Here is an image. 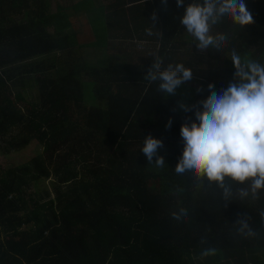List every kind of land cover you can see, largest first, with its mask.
Returning <instances> with one entry per match:
<instances>
[{
  "label": "trees",
  "instance_id": "trees-1",
  "mask_svg": "<svg viewBox=\"0 0 264 264\" xmlns=\"http://www.w3.org/2000/svg\"><path fill=\"white\" fill-rule=\"evenodd\" d=\"M52 2L0 0V151L35 144L25 161L0 164V264H264V190L241 201L247 185L227 181L225 201L219 187L174 170L181 126L196 119L180 107L184 96L195 88L190 105L202 108L209 84L219 93L235 82L233 49L264 64V0H245L254 22L243 30L227 19L215 26L225 46L207 54L185 47L194 41L180 18L193 0H79L51 12ZM89 31L95 42L81 44ZM76 44L106 57L86 61ZM157 59L195 78L165 97L144 79ZM148 135L163 141V169L141 151ZM181 208L187 217L174 220ZM241 218L257 237L239 235Z\"/></svg>",
  "mask_w": 264,
  "mask_h": 264
},
{
  "label": "clouds",
  "instance_id": "clouds-1",
  "mask_svg": "<svg viewBox=\"0 0 264 264\" xmlns=\"http://www.w3.org/2000/svg\"><path fill=\"white\" fill-rule=\"evenodd\" d=\"M167 5V0H162ZM177 7H184V0H176ZM157 15L152 16L155 26ZM230 20L239 29L254 22L245 0H193L185 7L180 24L196 42L201 52L208 49L222 51L226 37L214 34L213 28ZM147 35H153L146 30ZM229 58L236 69L234 81L226 89L218 93L214 85L209 84V95L201 101V107L187 105L180 107L189 112L195 108L196 119L190 124L186 121L181 126V138L184 141L182 157L175 167V173L183 176L191 173L200 180H207L222 189V198L229 201L233 198L232 185H247L238 190L241 201L251 197L258 200L264 190V64L242 57L235 49ZM193 70L184 63L164 66L163 59L154 60L144 79L157 85V91L174 95L177 88L191 80ZM202 91V89H198ZM170 118L166 127H171ZM163 141L152 135L144 137L141 151L157 169L166 165L165 158L158 155ZM264 219V210L260 213ZM188 215L187 209L181 208L173 212L174 220L180 221ZM236 231L244 238H255L258 232L248 223L246 218L235 222ZM215 248H205L201 255H215Z\"/></svg>",
  "mask_w": 264,
  "mask_h": 264
},
{
  "label": "rangeland",
  "instance_id": "rangeland-1",
  "mask_svg": "<svg viewBox=\"0 0 264 264\" xmlns=\"http://www.w3.org/2000/svg\"><path fill=\"white\" fill-rule=\"evenodd\" d=\"M78 1L79 0H53V2L49 6V10L51 12H55L57 10V4H59L61 6H68L69 4L77 3ZM96 1H97V3H100L103 6L109 2V0H96ZM70 13H69V15L71 17H74V14L72 13V11H70ZM82 23H85L84 19H81V24ZM73 24L77 26L79 24V21L75 20V22ZM88 33L91 37L86 36V35H82L81 40H83V41L82 42L79 41L81 44L82 43H88V42L90 43L91 41L95 42L93 32L89 31ZM77 46H78V44H76V46H74V48H73L74 50H76L77 56H81V58L86 59V61H88V60L89 61H92V60L95 61L94 58H105L106 57L105 54H100V55L98 54L99 53L98 48L86 47L85 45H81V47L78 49ZM117 47H119V45L116 42V43H114V45H112L109 48L110 51L108 50L107 53L115 56V53H117V51H118ZM185 47L190 49V50H193V51L201 52L198 49L195 41H194V44H191L188 46L186 45ZM181 48H184V47H181ZM210 51H212L211 48L208 49L206 52H202V53L207 54ZM119 57L122 58V56H119ZM218 65H221L220 61L218 62ZM202 72H205V71H202ZM193 75H195V73H193ZM192 78H195V76H193ZM189 82H191V81H188V83ZM23 87H25V89H26V93H25L26 96L25 97L28 100H31L33 97H35V92H34L35 89H34L33 85H31L29 82H24ZM191 88H193V87H191ZM193 89L194 90H190V92H188V94H186V96H184L183 101H182L183 103H185L187 105H190L193 103V101L196 98V95L198 94L197 90L195 88H193ZM85 98H86V100L89 99V90H88L87 86L85 88ZM28 147L29 148H26L21 153H12L9 156H5V155L1 154L2 152L0 151V164L2 166H6L9 164H19V163L25 161L29 155H32L33 147H35V144H30ZM46 185H48L47 182H46ZM47 187L49 188V186H47Z\"/></svg>",
  "mask_w": 264,
  "mask_h": 264
}]
</instances>
